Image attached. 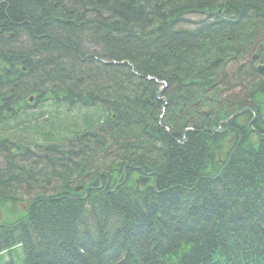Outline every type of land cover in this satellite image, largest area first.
Wrapping results in <instances>:
<instances>
[{"label": "trees", "instance_id": "16d2710c", "mask_svg": "<svg viewBox=\"0 0 264 264\" xmlns=\"http://www.w3.org/2000/svg\"><path fill=\"white\" fill-rule=\"evenodd\" d=\"M263 44L264 0H0V204L37 193L0 229V252L19 246L20 264H264V138L229 156L213 121L264 107L251 58ZM28 130L44 143L25 142ZM125 165L155 188L72 193L116 184Z\"/></svg>", "mask_w": 264, "mask_h": 264}, {"label": "rangeland", "instance_id": "374dc122", "mask_svg": "<svg viewBox=\"0 0 264 264\" xmlns=\"http://www.w3.org/2000/svg\"><path fill=\"white\" fill-rule=\"evenodd\" d=\"M228 67H230V65ZM45 117H39V118H37L38 119L37 121L39 122L38 125L41 128L40 129L41 132L44 131L43 130V126L46 125L45 124V122H46L45 121ZM44 129H45V127H44ZM29 133L28 134H26V133H20V135L23 138V140H25V142H27L28 144L42 145L44 143V142H41L40 138L32 137L33 133L31 131H29ZM226 135H228V136L225 138L224 142H222L223 143L222 144V149L226 148V143H227L228 138H229V134L226 133ZM31 147H33V146L31 145ZM34 148L35 147H33V149ZM75 148H74V150H75ZM34 164H36V163H34ZM32 170L35 171L34 168H32ZM39 182H40V180H39L38 177L37 178H34V184L35 185L38 184ZM53 190L54 189L52 188L50 190L45 189V191H43V188H42V191L40 192V194L43 193V195H44V193H45L46 195H50V194H53V192H52ZM32 195H37V193L36 192H32V193L29 192L27 195H25L26 196V198H25L26 200L17 201V202H14V203L13 202H4V203L0 204V224L11 223V222H14V221L18 220L19 218L23 217L24 214H25V208H22L21 206H19L18 203L25 202L27 200H32V197H31ZM15 253L18 254L19 256H22L21 249L20 248L19 249H16L11 254V257H12L13 261L15 262L14 264H20L19 260L15 257ZM5 256L8 258L10 255L7 254ZM4 260H6V258L3 259V261ZM3 261L0 264H2Z\"/></svg>", "mask_w": 264, "mask_h": 264}, {"label": "water", "instance_id": "95a60500", "mask_svg": "<svg viewBox=\"0 0 264 264\" xmlns=\"http://www.w3.org/2000/svg\"><path fill=\"white\" fill-rule=\"evenodd\" d=\"M258 70L261 71V72H263V71H264V67H258ZM135 169H139V168H136V167H135ZM145 181H146V180H142V179H141L140 182H141V184H145ZM88 189H90V188H87L86 191H87Z\"/></svg>", "mask_w": 264, "mask_h": 264}]
</instances>
